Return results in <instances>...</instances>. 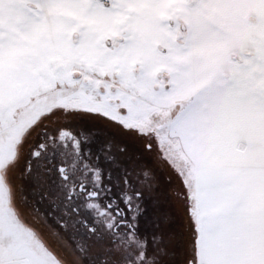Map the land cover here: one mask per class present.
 <instances>
[{
	"label": "snow or ice",
	"instance_id": "obj_1",
	"mask_svg": "<svg viewBox=\"0 0 264 264\" xmlns=\"http://www.w3.org/2000/svg\"><path fill=\"white\" fill-rule=\"evenodd\" d=\"M0 264H264V0H0Z\"/></svg>",
	"mask_w": 264,
	"mask_h": 264
}]
</instances>
